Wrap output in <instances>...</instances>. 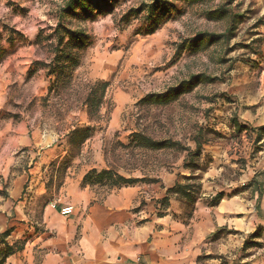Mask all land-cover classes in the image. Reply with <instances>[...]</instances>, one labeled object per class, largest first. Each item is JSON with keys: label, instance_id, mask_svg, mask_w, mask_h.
<instances>
[{"label": "rangeland", "instance_id": "374dc122", "mask_svg": "<svg viewBox=\"0 0 264 264\" xmlns=\"http://www.w3.org/2000/svg\"><path fill=\"white\" fill-rule=\"evenodd\" d=\"M161 1L152 15L148 0L86 1L87 9L75 6L61 19L67 0H0V204L11 201L15 182L24 180L9 220L13 207L24 204V223L37 232L43 210L65 215L62 205L73 206L80 191L102 202L115 190L149 193L155 186L165 190L163 198L150 199L157 210L175 203V217L187 225L199 205L214 207L219 193L249 198L263 191L264 132L259 143L254 139L264 126V0ZM60 19L69 30L85 31L89 41L82 50L71 48L77 66L71 71L68 65L55 87L48 73ZM228 29L227 41L196 40ZM198 75L207 79L182 85ZM97 82L107 86L98 120L91 121L82 102ZM168 91L177 92L164 104L145 101ZM232 119L245 130L238 133ZM82 127L93 128L91 136L69 145L71 132ZM201 129L208 142L197 151L193 137ZM133 133L187 150H142L131 144ZM93 169L140 181L112 189L84 184ZM175 185L190 197L175 193ZM253 206L259 211L255 196ZM12 230L0 232V259L5 244L22 248L3 264L29 240L12 241ZM202 241L196 264H257L264 256V223L251 231L221 228ZM34 257L39 264V250Z\"/></svg>", "mask_w": 264, "mask_h": 264}, {"label": "crops", "instance_id": "0c3cea01", "mask_svg": "<svg viewBox=\"0 0 264 264\" xmlns=\"http://www.w3.org/2000/svg\"><path fill=\"white\" fill-rule=\"evenodd\" d=\"M260 124L264 125V119ZM261 171L264 177V158ZM23 181L15 182L12 200L0 204V232L9 227L12 241L29 239L8 264H34L37 250L39 264H196L208 234L221 228L251 231L255 223H264V189L260 194L252 192L249 198L248 193L223 198L212 208L201 204L193 221L185 225L175 217V203L157 210L150 199L163 198L165 190L152 186L149 193L139 187L115 190L102 202H93V195L80 191L78 202L61 207L72 208L70 215L54 208L43 210L36 232L24 223V204L13 207V219L7 217ZM254 196L259 199V211L253 206ZM257 264H264V256Z\"/></svg>", "mask_w": 264, "mask_h": 264}, {"label": "trees", "instance_id": "16d2710c", "mask_svg": "<svg viewBox=\"0 0 264 264\" xmlns=\"http://www.w3.org/2000/svg\"><path fill=\"white\" fill-rule=\"evenodd\" d=\"M88 1L90 4L91 1H94L96 4L100 5H107V0H67L66 6H64L60 10V18L62 19L65 15H68L70 13H73V10L75 6H79L82 10L87 9L85 7V2ZM151 4V15L153 13L154 8L159 7L161 5V0H148ZM192 3H196L202 0H190ZM166 5H162V9L165 8ZM223 9V8H221ZM220 11V9L218 10ZM224 12V11H223ZM222 12V13H223ZM162 14L158 15V17L162 16ZM61 19L56 25L55 33L57 34V46L54 50L56 53V57L54 61L49 65V73L48 75H55L56 79L53 82V84L57 85V82L59 80L58 76L62 74V72L67 69V66L69 65L71 68V71L77 66V59L74 54H72L71 48L76 50H82L85 48L89 41V36L86 34L85 31L82 29L77 30H69L67 29L64 24L62 23ZM65 32V36L62 35V32ZM231 29H228L227 32L221 34V35H215V34H200L196 40H201L203 38H208V43L218 42L220 40L227 41L229 39ZM65 39L67 41L64 43ZM64 45V46H63ZM69 48V49H68ZM200 79H207V77L203 75L193 76L191 80L187 83H183L182 85H190L194 81H198ZM54 85L51 86L48 89V95L52 93L54 90ZM107 84L106 83H94L89 87V90L82 102L83 106L86 107L87 115L89 120L96 121L98 120V110L102 105L103 99H104V93L105 88ZM177 92V91H168L164 94L159 95H149L145 101L156 103V104H164L167 102L169 96L171 93ZM47 95V97H48ZM46 97V98H47ZM45 98V99H46ZM232 123L236 127V131L240 133L242 130H245L242 126H240L235 119H232ZM93 128L91 127H82V128H76L74 129L70 136H69V145L75 146L82 144L85 140H87L91 134H92ZM205 130L204 132H206ZM253 131V130H252ZM255 131L256 136L254 139L255 143H259L261 141V133L264 132V126L260 128H256ZM210 132V131H209ZM214 135H218L216 132H212ZM202 135L203 130H199L196 135L193 137V141L196 145V150L200 151L202 144L207 143L208 140L202 141ZM131 144H134L135 147L142 149V150H151V151H159L164 149H179V150H187L184 146H182L179 142L171 141V140H163V141H157L153 140L147 136H144L141 133H133L131 135ZM140 180L138 179H131V178H125L123 176H120L116 174L113 170H91L86 173L84 176L83 182L84 184L89 185H101L105 186L109 189L112 188H121L122 186H130L133 185ZM175 191V193H181L186 198L190 197V194L186 191L184 186L175 185V187L172 189ZM223 194L219 193L213 197V202L215 205L222 199ZM166 201V198L163 200ZM11 230L5 231L1 237H6L9 235ZM22 247H17L16 245H6L2 253V257L0 259V264H3L7 257L13 255L14 253L21 250Z\"/></svg>", "mask_w": 264, "mask_h": 264}, {"label": "built area", "instance_id": "2783aa9c", "mask_svg": "<svg viewBox=\"0 0 264 264\" xmlns=\"http://www.w3.org/2000/svg\"><path fill=\"white\" fill-rule=\"evenodd\" d=\"M72 211V208H66V209H63V214H70Z\"/></svg>", "mask_w": 264, "mask_h": 264}]
</instances>
